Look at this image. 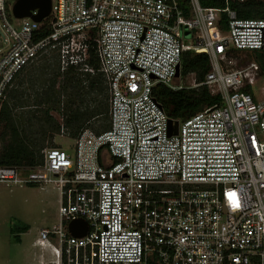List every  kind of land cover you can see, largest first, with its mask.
<instances>
[{
    "label": "built area",
    "instance_id": "2783aa9c",
    "mask_svg": "<svg viewBox=\"0 0 264 264\" xmlns=\"http://www.w3.org/2000/svg\"><path fill=\"white\" fill-rule=\"evenodd\" d=\"M16 1L0 0V109L18 76L49 56L60 74L101 75L109 96L108 129L82 130L72 156L55 147L38 166L0 167L1 184L58 190L59 223L39 231V264H264V97L252 91L264 75L229 55L264 51V19L198 0H50L37 23V10L14 17ZM184 51L207 55L204 79L176 84ZM159 84L206 86L220 104L169 135ZM81 221L76 237L69 226L81 233Z\"/></svg>",
    "mask_w": 264,
    "mask_h": 264
},
{
    "label": "trees",
    "instance_id": "16d2710c",
    "mask_svg": "<svg viewBox=\"0 0 264 264\" xmlns=\"http://www.w3.org/2000/svg\"><path fill=\"white\" fill-rule=\"evenodd\" d=\"M199 4L204 8L225 9L228 7L234 11L238 19H264V1L263 0H198ZM183 7L187 1L182 0ZM187 14V8H184ZM220 25L222 28L227 27V17L221 15ZM48 34V30L42 27L40 36ZM250 53L253 61L259 66L260 74L264 75V51L238 52L232 51L229 55L235 60H239V54ZM56 58V57H55ZM250 62L248 59L237 61L238 66H243ZM90 65L97 68V62L93 58L90 59ZM58 69V64H57ZM210 70L209 59L206 54L196 53L193 51H184L180 60V79H185L187 75L199 72L200 77L204 79ZM56 76L60 77L58 86ZM51 83L48 82V89L42 93H38L39 101L35 108L41 104H54V109L58 110L59 98L66 96L68 101L63 120V127L68 131L69 138L72 140L84 129L99 134L108 129L109 123L103 126L100 131L93 130L89 125L90 121H106L108 119V106L93 99L94 104L86 103L89 95L96 96L104 89L105 80L101 75L84 76L73 70H68L64 74L58 73ZM246 93H251L247 87L244 89ZM153 97L162 108L164 114L170 121L183 122L206 109L218 106L220 104V96L211 94L206 86L198 88H182L173 90L164 85H157L153 88ZM15 96H12V99ZM73 105L75 107L73 108ZM57 107V109H56ZM49 108L44 112V118L40 119L44 123V127L39 130L38 134L43 142L46 138L53 139L55 134L60 132V124L55 122L49 116ZM65 111V110H64ZM20 120V118H16ZM45 128V130L43 129ZM33 133L27 135L24 127L16 124L12 117L10 107L4 103L0 109V167H35L41 164L42 154H40L41 146L37 139H33ZM37 142V143H36ZM55 148V147H54ZM42 153V152H41ZM18 240V237H16Z\"/></svg>",
    "mask_w": 264,
    "mask_h": 264
},
{
    "label": "rangeland",
    "instance_id": "374dc122",
    "mask_svg": "<svg viewBox=\"0 0 264 264\" xmlns=\"http://www.w3.org/2000/svg\"><path fill=\"white\" fill-rule=\"evenodd\" d=\"M264 1V0H263ZM192 32H185V44H190ZM0 37L5 38L3 30L0 27ZM248 59L254 62L250 53L239 54V60ZM235 60V68H243L246 65L238 66ZM58 73L57 60L54 56L42 58L28 68H26L15 80L12 88L8 92L5 103L10 107L12 117L16 124L24 127L27 135L33 133V139H37L41 146L40 154L45 149L58 147L66 153L73 155V140L69 138L68 131L63 127L67 105V97L59 98V109H54V104H41L35 108L39 101V94L48 89V82ZM58 86L60 77L56 76ZM185 85L187 78L177 79L176 84ZM264 76L259 78L253 93L256 91V98L264 97ZM15 98L12 99V96ZM96 99L97 103L101 102L108 106L107 85L97 96L89 95L86 103L93 106ZM75 105H73V108ZM49 108V116L60 124L64 134L59 132L53 136V139L46 138L43 142L38 134L39 130L44 127L40 119L44 118V112ZM57 109V107H56ZM65 110V111H64ZM20 118V120L16 118ZM108 124L106 121H90L89 125L93 130L100 131L103 126ZM45 130V128H43ZM37 143V142H36ZM59 194L56 187L51 184L43 185H6L0 183V264H39L44 256L41 247L38 244L39 231L49 228L59 223L58 208ZM18 237V240L16 239Z\"/></svg>",
    "mask_w": 264,
    "mask_h": 264
},
{
    "label": "water",
    "instance_id": "95a60500",
    "mask_svg": "<svg viewBox=\"0 0 264 264\" xmlns=\"http://www.w3.org/2000/svg\"><path fill=\"white\" fill-rule=\"evenodd\" d=\"M50 9H51L50 0H17L13 7V15L15 18L21 19L24 17H28L32 10H37L38 14L33 18L35 22L39 23L49 15ZM179 76H180V66H177L175 77L178 79ZM168 126H169V131H168L169 135L172 134L176 135L178 123L175 122L174 124H172V122L169 121ZM80 223H82L85 226V230L81 233H77L75 231V223H71L69 226L70 233L76 237H82L83 235H85L87 230L86 224L82 221Z\"/></svg>",
    "mask_w": 264,
    "mask_h": 264
}]
</instances>
